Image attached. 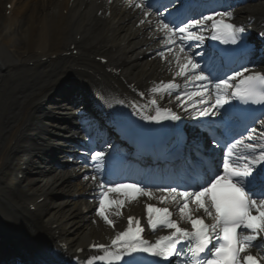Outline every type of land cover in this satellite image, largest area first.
Returning <instances> with one entry per match:
<instances>
[{
	"label": "snow or ice",
	"instance_id": "6c2138e0",
	"mask_svg": "<svg viewBox=\"0 0 264 264\" xmlns=\"http://www.w3.org/2000/svg\"><path fill=\"white\" fill-rule=\"evenodd\" d=\"M129 6L142 12L145 18L141 20L142 24L154 25L155 30L163 34L161 46L164 51L158 55L166 59L169 71H173L172 65H175L173 78L168 82L154 83L151 92L161 98L172 95L179 90L175 82L177 77L184 78L185 85L193 84L198 90L186 88L176 99L183 103L181 97H185L189 103L184 111L189 112L190 109L194 117L216 118L209 125V134L212 143L221 149V155L213 157L215 164L200 173L196 182L157 188L155 192L139 183L105 182L98 175L92 176L93 181L100 180L97 184V214L109 226L115 227L116 223L110 218L109 211L115 209V216L119 217L126 201L136 200L139 196L160 202L171 201L178 207L179 219L172 218L173 213L168 207L148 204V224L153 230L158 226L170 230L168 235L149 242L141 236L144 229L139 219L135 220L133 227V218L128 217V227L117 232L110 244L91 245L104 254L89 259L87 264H95V261L143 264L137 259L141 254L164 258L183 256V264H264V131L261 130L264 129V119L257 120L249 109L239 110L240 115L237 116L230 104V101L237 100L245 105L264 106V72L241 64L220 78L213 75L210 67L215 63L216 53L209 54L202 66L196 57L204 59V56L193 51L194 47H201L205 32L223 44L240 45L244 41L246 26L232 22V10L211 11L198 19L185 17L177 25L175 19L170 18L171 13L165 15L168 11L166 5H160L164 11L155 12L153 8L158 5L151 0H129ZM260 35L264 37V32ZM194 97L198 99L193 102ZM150 104L155 106V114H145V120H181V115L171 108L161 107L157 99H152ZM260 115L264 116V111ZM249 123H258L260 127L249 128ZM240 126L243 132L248 133L246 136L243 132H235ZM234 133L240 138L236 139ZM105 158L104 151L91 153L95 172L102 171ZM181 221L191 227L181 226Z\"/></svg>",
	"mask_w": 264,
	"mask_h": 264
},
{
	"label": "bare ground",
	"instance_id": "6f19581e",
	"mask_svg": "<svg viewBox=\"0 0 264 264\" xmlns=\"http://www.w3.org/2000/svg\"><path fill=\"white\" fill-rule=\"evenodd\" d=\"M6 2L12 7L8 15L1 16L0 11V171L6 159L13 160L12 157L18 155L9 149L10 140L15 145L23 144L19 147L22 156L40 161L36 158L37 148L28 140L45 137L49 140L50 136L68 134L70 108L58 105L57 109L65 112L59 113L61 116L57 120L61 122L58 128L50 129L53 134L49 135L43 130L46 118L40 117V113L49 116L54 111L49 96L58 80L61 82L73 72L83 73L80 68H98L93 60L95 54H107L111 62L120 64L121 74L131 80L154 79L172 72L166 59L161 60L160 67V59H139V54L147 48L141 43L160 33L152 31L147 23H141L145 18L139 9L129 6V0H88L84 5L82 0H75L70 8L67 0L61 3L59 0H0L1 9ZM246 11L264 16V3L245 5L239 13ZM77 34L81 35L76 44L77 54L62 55ZM30 61L32 64H28ZM85 77L90 84L96 83ZM174 110L180 115L179 110ZM37 166L35 169H39ZM54 175L57 174L51 172L44 177L38 176V180L43 181L44 193H49L58 182L61 188L71 187L68 180L63 179L67 173H59L57 178L52 177ZM2 180L6 183L4 178ZM2 185L5 187H0V197L12 205V211L32 197L31 187L28 190L22 187L20 197L15 185ZM142 205L137 200L130 209L142 212L145 210ZM35 210L28 217L32 234L41 233L50 240L56 236L64 238L72 249L85 244L93 234H104L103 227L88 221L79 212L76 201L65 198L51 208L44 201L37 204ZM3 214L0 211V217ZM51 224L57 227L50 229Z\"/></svg>",
	"mask_w": 264,
	"mask_h": 264
}]
</instances>
